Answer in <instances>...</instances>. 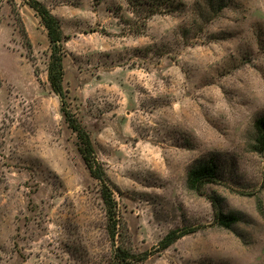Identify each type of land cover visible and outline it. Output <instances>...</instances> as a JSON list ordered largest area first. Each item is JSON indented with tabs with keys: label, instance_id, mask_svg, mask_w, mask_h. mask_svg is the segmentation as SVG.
<instances>
[{
	"label": "rangeland",
	"instance_id": "374dc122",
	"mask_svg": "<svg viewBox=\"0 0 264 264\" xmlns=\"http://www.w3.org/2000/svg\"><path fill=\"white\" fill-rule=\"evenodd\" d=\"M40 1L68 36L66 98L122 235L50 85L40 15L0 0V264H111L121 240L153 251L137 264H264V0ZM210 160L216 178L190 188ZM217 207L238 222L222 226ZM173 229L186 234L155 252Z\"/></svg>",
	"mask_w": 264,
	"mask_h": 264
},
{
	"label": "trees",
	"instance_id": "16d2710c",
	"mask_svg": "<svg viewBox=\"0 0 264 264\" xmlns=\"http://www.w3.org/2000/svg\"><path fill=\"white\" fill-rule=\"evenodd\" d=\"M144 2V0H141ZM152 6H163V1L149 0ZM28 3L33 7L41 17L42 23L45 25L50 40L51 57L48 66V79L53 91L60 97L61 110L65 115L66 121L70 128L77 134L78 150L89 169L92 176L97 178L102 184V198L107 206L109 217V232L113 241H116L117 236L122 235L120 232L122 224L121 209L118 207L117 200L114 197L113 185L102 165L98 160L92 142L90 133L85 129L77 116L70 110L66 98V90L64 87V55L66 54L65 41L67 35L64 33L60 19L50 10V8L40 0H28ZM227 6V3L222 2L217 12ZM256 137L255 150L264 151V116L256 119ZM217 164L210 160L206 163L198 164L192 167L188 173V185L192 189L199 190L206 182L213 181L217 176ZM218 206V205H217ZM217 220L224 227H231L238 222L239 217L234 213H225L217 207ZM185 231V230H184ZM181 229H173L169 231L160 243L155 247V252L162 251L173 244L178 238L186 234ZM122 239V238H121ZM150 250L143 252L134 251L131 247L125 245L124 240L119 244L114 243L113 255L111 264H137L144 261L151 254Z\"/></svg>",
	"mask_w": 264,
	"mask_h": 264
}]
</instances>
